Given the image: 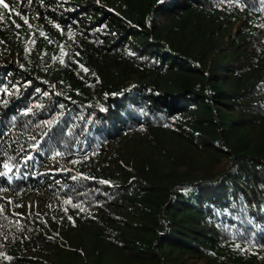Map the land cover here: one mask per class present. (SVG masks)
<instances>
[{
	"label": "trees",
	"instance_id": "16d2710c",
	"mask_svg": "<svg viewBox=\"0 0 264 264\" xmlns=\"http://www.w3.org/2000/svg\"><path fill=\"white\" fill-rule=\"evenodd\" d=\"M5 3L0 264H264V0Z\"/></svg>",
	"mask_w": 264,
	"mask_h": 264
},
{
	"label": "snow or ice",
	"instance_id": "6c2138e0",
	"mask_svg": "<svg viewBox=\"0 0 264 264\" xmlns=\"http://www.w3.org/2000/svg\"><path fill=\"white\" fill-rule=\"evenodd\" d=\"M0 7H2L3 9H8L9 5L7 3H5V0H0ZM59 155V153H58ZM5 167H7V165H5Z\"/></svg>",
	"mask_w": 264,
	"mask_h": 264
}]
</instances>
